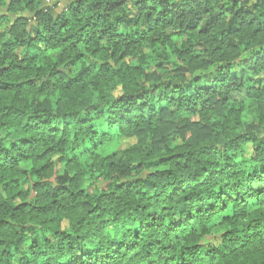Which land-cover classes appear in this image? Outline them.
Returning <instances> with one entry per match:
<instances>
[{
  "label": "clouds",
  "instance_id": "9594fccd",
  "mask_svg": "<svg viewBox=\"0 0 264 264\" xmlns=\"http://www.w3.org/2000/svg\"><path fill=\"white\" fill-rule=\"evenodd\" d=\"M0 264H264V0H0Z\"/></svg>",
  "mask_w": 264,
  "mask_h": 264
}]
</instances>
